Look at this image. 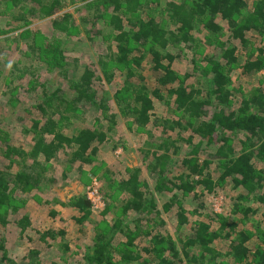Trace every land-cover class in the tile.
<instances>
[{
    "label": "trees",
    "instance_id": "trees-1",
    "mask_svg": "<svg viewBox=\"0 0 264 264\" xmlns=\"http://www.w3.org/2000/svg\"><path fill=\"white\" fill-rule=\"evenodd\" d=\"M6 1L11 4V18L18 23L52 17L63 6V0ZM142 1L98 0L90 5L94 12L87 22H92L93 30L88 31L91 41L103 35L111 39L109 59L99 60L106 84L113 85L114 70L126 73L116 94L118 104L122 116L128 118L129 130L148 136L141 155L148 162L147 170L154 180L143 181L139 168L127 179L113 180L110 186L115 195L110 196L112 201L102 213L113 215L114 223L109 224L105 218L96 222L84 264H116V259L119 264H264V229L255 234L240 231L237 221L213 213L206 201L218 186L229 184L243 195L239 198L243 202L234 205L235 216L250 221L260 209L264 210V76L257 84H250L246 94L239 91L241 100L237 108L234 99L238 92L232 78L239 71L237 79L248 81L264 71L263 48L244 63L239 58V51L248 48L249 35H264V0H256L251 8L249 0L164 1L161 14L174 25L173 30H167L164 19L157 20L153 12L147 15L145 6L149 8L157 0H147L146 4ZM101 22L105 28L97 30ZM221 22L228 27L229 34L224 39H221L225 36ZM74 25L70 14L53 22L56 31L69 35ZM200 27L210 35L207 43L214 47V52L204 58V65L196 59L203 53L194 36ZM186 50L193 53V72L181 76L172 65ZM70 67L62 58L61 76L69 83L70 90L42 85L35 114L28 113L24 118L30 122L24 134L33 136L29 151L5 143L9 136L0 130L4 155L11 162L0 171V229L10 224V216L20 214L17 204L20 199L26 202L29 195L42 192L46 184L58 182L52 162L61 152H66L67 172L76 163L80 164L79 168L93 164L101 147L110 140L113 125L118 124L112 121L106 129L98 122L94 128L78 127L73 134H65L64 126L72 125L80 114L89 109L105 110L109 103L106 96H99L98 82L101 85L102 80L91 67L84 66L76 76ZM144 73L151 83H146ZM191 78L197 79L196 85L187 83ZM13 83H6L9 90ZM157 100L174 106L177 116L162 124L164 138L158 143L149 128ZM240 135L241 146L237 148L234 140ZM178 165L181 170L176 175L173 169ZM14 166L16 172L12 174ZM67 176L66 172L62 173L60 180H66ZM187 197L192 198L193 214L207 216L208 222L196 221L190 225L185 209ZM247 202L257 204L258 208L252 209ZM68 205L77 210L73 220L80 227L91 222L92 205L85 196L72 198ZM172 211L176 212L178 228L188 232L176 242L170 235L157 232L159 226L165 225L161 215ZM58 215L52 212L54 218ZM215 221L218 224L214 226ZM13 223L19 226L22 236L32 225L27 215L15 218ZM37 235L36 241L47 250L60 240L63 254L71 250L70 244L62 242L67 239L64 229L37 231ZM119 237L124 240L116 244ZM253 238L257 242L251 245ZM222 241L228 242L226 254L218 249ZM0 253V264L5 261L16 264L6 258L5 240H0ZM40 255L39 250L32 249L28 259L37 262Z\"/></svg>",
    "mask_w": 264,
    "mask_h": 264
},
{
    "label": "rangeland",
    "instance_id": "rangeland-1",
    "mask_svg": "<svg viewBox=\"0 0 264 264\" xmlns=\"http://www.w3.org/2000/svg\"><path fill=\"white\" fill-rule=\"evenodd\" d=\"M96 1L98 0H63L62 10L54 16L31 18L28 23H18L10 16V3L6 0H0V130L9 136L5 143L8 142L10 145L30 150L33 136L24 134V130H29L30 128L29 120H24V118L28 113L35 114V105L39 103L38 98L41 94L42 85L51 89L59 86L70 90L69 83L61 76L60 70L62 68H60V63L62 58L66 59V65L70 64V72H74V76L81 73L84 66L91 67L95 71L96 76L102 80L101 85L98 82L99 96H106L109 100L107 109L99 112L89 109L80 114V117L74 119L72 125H65V134H73L78 127L81 129L85 127L94 128L98 122L106 129L113 124L112 121L118 123L117 126L113 125L112 129L114 131L109 134L110 140L101 147L93 164L79 168L80 164L76 163L73 165V170L67 172L66 152H61L58 159L52 162V165L56 167L54 176L58 179V182L49 184L50 187L46 184V187L40 190L42 192L38 193L36 191L29 195V198H26V202L25 200L20 201L21 199L17 202L21 208L20 214L17 215L18 217L10 216V224L5 229H0V240L6 241V258L16 264H84V256L89 253V248L95 235L94 226L96 222L105 218L109 221V224L112 225L114 223L113 215L104 216L102 213L112 201L110 196L115 195V191L110 186L113 180L120 182L127 179L136 168L142 170L143 181L146 180L152 183L154 180V177L147 170L148 162H144L141 155V150L144 148L143 145L145 140H148V136L138 134L135 130L132 132L129 130L128 118L122 116V111L118 104L116 94L122 88L126 73L114 70L116 74L113 85L106 84L103 78L104 72L99 60L109 59L111 52L108 49V44L111 43V39L105 38L103 35L95 37V41H91L88 36V31L91 32L93 30L92 22H87L92 19L91 14L94 12L90 5ZM164 1L182 0L153 1L154 4L149 8L145 6V11H147L148 16L153 12L159 21L164 19L166 29L173 30L174 25L165 14H161ZM146 2L147 0L142 1L143 4H146ZM255 2L256 0H249L250 8ZM66 14L72 15L75 20V25L72 28L74 29L73 33L70 35L68 33H60L53 28V22L56 19H62ZM221 26L225 35L221 39H224L229 34L228 27L225 22H221ZM101 27L105 28L102 22L98 23L96 29L101 30ZM37 36L42 38H37ZM90 36L92 37V35ZM194 36L203 49V53L196 56L197 62L204 65V58L214 52L213 45L207 43L210 35L205 29L200 27L194 32ZM248 38V48L245 51L243 50V52L239 51V58L242 63L246 62L251 56L252 58L256 57L258 49H264V35L253 34L249 35ZM30 45H32V51L29 49ZM234 45H237L236 41ZM172 51L173 53H178V50L172 49ZM199 51L201 50L199 49ZM193 59V53L186 50V52L181 54V58L174 62L172 65L173 69L181 76H185L187 73L191 74L193 72ZM239 74L240 72L236 71L232 76L234 87L238 92L234 99V108L239 106L238 102L241 100L240 92L246 94L250 84H257V80L264 76V71L248 81L241 78L237 79ZM135 75H138V72ZM143 76L146 78V83H149L148 75L144 73ZM9 81L14 82L10 90L6 84ZM187 83L196 85L197 79L191 78ZM40 84V88H37ZM262 86L264 87V84ZM173 109L174 106L161 103L158 100L155 101V110L153 111L152 123L149 128L152 130L156 143L163 141L162 139L164 138L162 124L177 118ZM20 116H23V122L20 121ZM113 116H116L117 119L115 120ZM242 137L240 135L234 140V145L237 148L241 146L240 140ZM180 145H183V143H180ZM4 150V142H0V171L5 170L11 163L10 160L6 159ZM180 170V165L174 166L173 172L177 175ZM11 172L12 174L16 172L15 166ZM64 172L68 174L67 179L60 180ZM241 192L238 189L234 190L229 184L221 185L217 187L213 194L206 197V201L210 204L209 210L212 208L213 213L222 214L231 219V222L237 221L238 230H245L255 234L259 229H264V210L260 209L250 221L242 220L239 215L235 216L233 213L234 205L238 202H243L239 201V198L243 197ZM94 193H97L101 199V207L92 209L91 222L80 227L73 220V217L77 216V210L68 204L72 198L78 196H85L87 200L88 196H90L93 201ZM244 195L245 197L247 196L246 193ZM114 198L116 199L115 196ZM122 198H124L123 195L119 197L121 200ZM187 198L185 209L191 219L190 225L195 224L196 221L208 222L207 216L193 214L194 204L191 202L192 198ZM55 200H58L59 203H65L66 206L56 204ZM103 203L106 204L105 207H103ZM246 205L252 209L258 208V205L252 202ZM54 211L59 213L55 218L52 216ZM175 214V211L169 214H162L161 219L165 222V225L163 227L159 226L157 232L170 235L176 242L179 239H183L188 232H183V230L178 228ZM25 215L30 217L32 225L28 228L25 235L22 236L20 233L21 229L13 223V220ZM217 224L216 221L213 223L214 226ZM56 228L58 230L64 229L67 232L66 241H62L70 244L71 250L67 254H63L61 251L62 249L59 246L61 240L60 243L56 242L57 244L48 250L36 241L38 238L37 231L44 232L48 229ZM253 239L251 245L257 242L256 239ZM123 240L122 237H119L115 243L117 244ZM146 244H148V240ZM227 244V241H222L218 246V249L224 254L227 252ZM32 249L41 252L37 262L28 259L29 252ZM0 255L2 256V253ZM115 262L116 264L120 263L117 259ZM4 264L12 263L5 261Z\"/></svg>",
    "mask_w": 264,
    "mask_h": 264
},
{
    "label": "built area",
    "instance_id": "built-area-1",
    "mask_svg": "<svg viewBox=\"0 0 264 264\" xmlns=\"http://www.w3.org/2000/svg\"><path fill=\"white\" fill-rule=\"evenodd\" d=\"M93 197H94V199L92 201L91 197L88 196V201L91 203L92 209L94 210L95 208H100L101 207V205H100L101 199L98 197L97 193H94ZM105 206H106V204L103 205V207H105Z\"/></svg>",
    "mask_w": 264,
    "mask_h": 264
}]
</instances>
